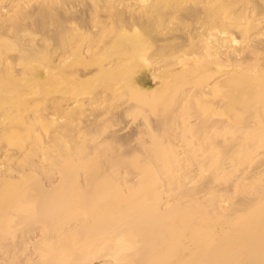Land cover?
Masks as SVG:
<instances>
[{"label": "rangeland", "instance_id": "rangeland-1", "mask_svg": "<svg viewBox=\"0 0 264 264\" xmlns=\"http://www.w3.org/2000/svg\"><path fill=\"white\" fill-rule=\"evenodd\" d=\"M0 264H264V0H0Z\"/></svg>", "mask_w": 264, "mask_h": 264}, {"label": "bare ground", "instance_id": "bare-ground-1", "mask_svg": "<svg viewBox=\"0 0 264 264\" xmlns=\"http://www.w3.org/2000/svg\"><path fill=\"white\" fill-rule=\"evenodd\" d=\"M120 35H126L128 33H126L125 31L121 30ZM128 35H132L134 37H139V33L137 32V30L135 28H133L131 30V32ZM205 106V110H208L211 108V103L210 102H205L204 103ZM100 230V229H98ZM100 233L97 234V236H99ZM94 240H96L98 242V245L101 246L106 245L108 242H112L113 243V248H114V254L113 257L115 261H118L120 258H125L128 255H130L132 252H130L133 242H134V238L132 233L128 230V229H124L122 230L120 233H116L114 235H112L111 237H96L93 239H90L91 242H94ZM43 246H45L44 248L41 249V258L44 257H55V259H57L58 261L62 262L64 260V255L56 253L55 251L52 250V243L47 242L46 240L43 241ZM84 249H86V246H83Z\"/></svg>", "mask_w": 264, "mask_h": 264}]
</instances>
